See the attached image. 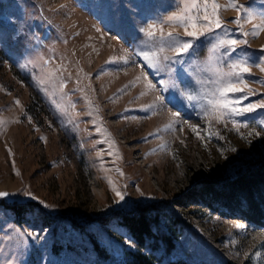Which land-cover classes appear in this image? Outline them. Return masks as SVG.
I'll use <instances>...</instances> for the list:
<instances>
[{"label": "rangeland", "instance_id": "obj_1", "mask_svg": "<svg viewBox=\"0 0 264 264\" xmlns=\"http://www.w3.org/2000/svg\"><path fill=\"white\" fill-rule=\"evenodd\" d=\"M236 2L256 11L264 9V0ZM170 3L0 0V191L14 194L0 201L34 206L19 218L0 203V264L85 261L81 249L90 246L89 239L116 257L124 248L143 249L158 264L177 260L264 264V218L248 220L241 210L202 192L205 180L219 182L264 157V131L253 121V116L256 121L262 117L250 114V128L234 127L231 119H205L195 101L168 103L173 83L184 89L185 83L200 79L204 83L193 87L211 91V74L197 72L187 58L170 72H155L136 55L141 47L139 28L171 11ZM218 3L225 5L227 0ZM79 14L96 26L89 27L85 36L102 35L95 55V41L80 42L82 56L75 49L73 41L81 37ZM219 15L229 30L237 29L232 21L239 11L229 8ZM83 21L84 26L89 24ZM259 23L258 19L246 22L243 31ZM164 31L183 36V28L165 26ZM69 33L72 38L65 39L63 35ZM247 39L250 50L259 52L264 31ZM197 47L200 64L208 49ZM251 72L246 74L248 89L259 96H250L245 104L264 97V86L252 82L264 79V72L256 67ZM160 79L169 82L168 91L162 90ZM149 82L154 90L147 87ZM153 103L154 109L147 107ZM173 121V128L167 129ZM114 188L124 201L117 203ZM150 202L166 203L174 216L176 224L163 218L177 237L170 250L161 242L155 248L141 246L114 217Z\"/></svg>", "mask_w": 264, "mask_h": 264}, {"label": "snow or ice", "instance_id": "obj_2", "mask_svg": "<svg viewBox=\"0 0 264 264\" xmlns=\"http://www.w3.org/2000/svg\"><path fill=\"white\" fill-rule=\"evenodd\" d=\"M170 8L171 11L157 16L151 23L139 28L142 38L140 40L141 47L136 55L141 57L146 66L155 72H160L161 69L170 72L173 66L185 64L187 58V62L194 70L211 74L212 80L210 82L213 87L211 91L193 87V84L202 85L204 83L200 79L188 83L180 81V83H185L184 89H177L176 84L173 83L171 86L175 90L168 103L175 105L178 99L180 102L185 100L188 102L195 101L205 119L217 122L231 119L234 127L240 125L244 128H250L251 125L248 123L247 117L250 114L260 115L262 118L258 121L253 116V121L264 131V113L257 112L258 109L264 110V97L256 102L244 103V101H249L250 96H259V93L248 89L249 81L246 79V74L248 76L252 75V67L264 72V46L259 52L250 50L247 37L256 38L261 31H264V9L256 11L248 6L239 5L236 0H227L225 5L218 3V0H171ZM229 8L240 12V15L232 21L237 24L235 31L229 30L227 24L219 15L220 11ZM253 19H258L260 23L255 25L251 31H243V24ZM165 26L183 28V36L172 31L165 33ZM198 44L208 49V56L200 64L197 63ZM167 52H172L174 55H167ZM124 63H127V60H124ZM20 66L22 68L27 67V64ZM137 79L140 78L137 77ZM252 82L264 86V79H257ZM158 83L163 91H168V81L160 79ZM240 85H243V87H240ZM127 87L125 86V88ZM147 87L151 90L155 89V85L151 82ZM143 94L141 93V95ZM159 102H161L160 97L157 98V103ZM16 103L19 104V101H16ZM53 107L54 110L59 111L55 104H53ZM147 107L154 109L156 104L153 103ZM173 116H179V113L174 112ZM239 117L245 119H234ZM0 123H3V121H0ZM174 123L175 121L165 127L171 130ZM190 127L194 132L197 131L195 126L190 125ZM212 134L209 130V137ZM249 134L260 135L261 133L250 132ZM197 135H199L198 132ZM117 171L119 172L118 169ZM109 183L112 182L109 180ZM113 190L116 191L119 198L117 203L124 201V195L115 188ZM13 195L7 191H0V198ZM24 195L31 196L30 193H24ZM31 198L36 199L35 197ZM40 203L44 207H48L43 201H40ZM132 210L135 211L137 208L132 207ZM235 227L240 228L242 225L237 224ZM19 235L23 237L24 233ZM27 235L35 236L33 233Z\"/></svg>", "mask_w": 264, "mask_h": 264}, {"label": "trees", "instance_id": "obj_3", "mask_svg": "<svg viewBox=\"0 0 264 264\" xmlns=\"http://www.w3.org/2000/svg\"><path fill=\"white\" fill-rule=\"evenodd\" d=\"M202 188L204 195L222 202L233 210H241L248 220L259 222L264 218V157L241 167L236 173L219 180V182L205 180ZM0 203L19 218L25 217L26 213L34 210V206L30 203H9L6 201H0ZM136 208L135 211L120 212L114 217L119 218L120 223L129 229L141 246L155 248L161 242L167 250L173 248L177 237L171 225L163 222L164 217H169L171 223L176 224L174 216L169 212V206L164 202H150ZM75 223V226L80 228L79 222ZM89 242L88 248L82 246L81 249L86 260H77L74 264H158L157 259L143 249L124 248L121 256L116 257L97 240L89 239ZM172 264L188 263L177 260ZM222 264L235 263L227 261Z\"/></svg>", "mask_w": 264, "mask_h": 264}, {"label": "bare ground", "instance_id": "obj_4", "mask_svg": "<svg viewBox=\"0 0 264 264\" xmlns=\"http://www.w3.org/2000/svg\"><path fill=\"white\" fill-rule=\"evenodd\" d=\"M86 20V21H88V23L89 24H87L86 26H84L82 23H81V20ZM84 21H83V23H84ZM78 24V29H77V31L79 32V33H81V37L80 38H78V39H76V40H74L73 41V43H74V46H75V49H76V51H78V52H80L81 53V56H82V51H83V47L82 46H80L81 45V43H86V42H96L97 44H94V47H93V53H92V55H95V53L94 52H96L97 51V49H98V47L101 45L100 43L102 42L101 41V37H102V35H101V37H99V36H96V37H94V36H85V34H84V32L85 31H87V29L89 28V27H91V26H94V28L96 27L95 26V24L90 20V19H87L86 17H83V16H81L80 14H79V18H78V22H77ZM82 24V25H81ZM95 30V29H94ZM72 35H73V33L72 34H68V35H63V37L65 38V39H70V38H72ZM100 35V34H99ZM99 41H101L100 43H99ZM81 42V43H80ZM69 43H71V42H69ZM98 43H99V45H98Z\"/></svg>", "mask_w": 264, "mask_h": 264}]
</instances>
